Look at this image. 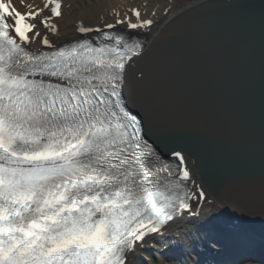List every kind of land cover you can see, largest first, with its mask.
<instances>
[{
	"label": "snow or ice",
	"instance_id": "1",
	"mask_svg": "<svg viewBox=\"0 0 264 264\" xmlns=\"http://www.w3.org/2000/svg\"><path fill=\"white\" fill-rule=\"evenodd\" d=\"M64 8L0 0V264H134L147 240L199 215L205 193L188 187L183 149L164 162L122 100L125 64L149 49L128 30L153 20L132 7L68 37Z\"/></svg>",
	"mask_w": 264,
	"mask_h": 264
},
{
	"label": "water",
	"instance_id": "2",
	"mask_svg": "<svg viewBox=\"0 0 264 264\" xmlns=\"http://www.w3.org/2000/svg\"><path fill=\"white\" fill-rule=\"evenodd\" d=\"M144 49L125 64L126 110L162 156L183 149L189 171L220 203L202 230L264 263V0H200ZM137 70L142 80L133 79ZM241 198L254 218L239 215ZM226 221L245 225L243 238L225 237Z\"/></svg>",
	"mask_w": 264,
	"mask_h": 264
},
{
	"label": "bare ground",
	"instance_id": "3",
	"mask_svg": "<svg viewBox=\"0 0 264 264\" xmlns=\"http://www.w3.org/2000/svg\"><path fill=\"white\" fill-rule=\"evenodd\" d=\"M198 1L200 0H64V18L57 23L61 33L71 37L74 31L73 26L79 21H83L85 26L96 27L105 22H113V15L116 12L123 15L130 8L139 7L142 16L152 19L153 24L142 29H129L128 31L143 36L145 41L149 42L154 39L157 31L167 20ZM40 2L41 0H25V3L38 4ZM21 11H24V9L21 8ZM117 27L119 28L120 26ZM190 174L191 178L187 182L189 188L199 186L200 190L204 191L206 197V199L200 201L198 205L202 211L197 216L202 217L212 211L220 210L221 205L217 199L207 191L205 186L191 172ZM194 221L195 220H193L192 216H185L184 220L179 223L178 227L172 226L154 239L147 240L144 245L137 249L134 264H140L138 258L142 254L149 255L150 264H169L172 260H165V253L159 251L171 241L179 243L178 245L175 244L173 247L178 250L181 249L182 251L179 254L177 253L174 257L181 259L182 264H193L197 254L205 258L209 256L210 251H207V247L209 249L211 248V250L221 249L219 255L234 253L239 249H243L241 246H230L226 241H222L219 237L216 239H220L221 244H213L211 240L209 245L204 246L206 244V241L204 240L208 238L210 239L211 237L213 238V234L211 232H206L205 230L201 231V236L191 238L190 240L187 239L186 236L190 235L193 228L192 223H194ZM201 226L203 227V224H201ZM203 249H207L206 252H202ZM226 258H229L230 261L226 260V262H223L222 264H240V262H242L241 264H263L261 261V255L255 252H243L240 255L233 254ZM245 258L248 259L246 260Z\"/></svg>",
	"mask_w": 264,
	"mask_h": 264
},
{
	"label": "rangeland",
	"instance_id": "4",
	"mask_svg": "<svg viewBox=\"0 0 264 264\" xmlns=\"http://www.w3.org/2000/svg\"><path fill=\"white\" fill-rule=\"evenodd\" d=\"M221 210H218V211H212V212H210V213H207L206 215H203L202 217H192L193 218V220H195L194 221V223H192L193 225V228H192V231H191V233H190V235L189 236H186L187 237V239H191V238H197L198 236H201L202 235V233H201V231H202V226H201V224H203V226L205 227V225L207 224L206 223V220L207 219H209L211 216H213V215H216V214H219V212H220ZM207 232V231H206ZM209 239V238H208ZM208 239H206V240H208ZM206 240H204V241H206ZM211 242V241H210ZM175 244H179L178 242H174V241H171V242H169V243H167L166 244V246H164L163 247V249L161 250V251H159V252H161V253H165V255H166V257H165V259H169V258H172V257H174L177 253L179 254L182 250L180 249V250H178V249H175L173 246H175ZM204 246H206V245H204ZM155 247V246H154ZM147 248L149 249V247L147 246ZM147 252V251H146ZM172 255V257H171V255ZM161 256H162V254H161ZM139 262H140V264H150V261H149V255H147V254H142V255H140L139 256ZM169 264H177V262L176 261H174V260H172V262H170ZM206 264H207V262H206Z\"/></svg>",
	"mask_w": 264,
	"mask_h": 264
}]
</instances>
